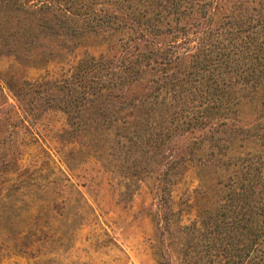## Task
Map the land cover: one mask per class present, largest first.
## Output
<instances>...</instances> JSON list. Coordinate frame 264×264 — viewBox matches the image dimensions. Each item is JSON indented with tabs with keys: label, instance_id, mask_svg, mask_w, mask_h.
<instances>
[{
	"label": "rangeland",
	"instance_id": "374dc122",
	"mask_svg": "<svg viewBox=\"0 0 264 264\" xmlns=\"http://www.w3.org/2000/svg\"><path fill=\"white\" fill-rule=\"evenodd\" d=\"M112 4L0 0V264H156L161 251L173 264L205 250L197 170L173 183L154 145L128 135L135 91H92L121 58Z\"/></svg>",
	"mask_w": 264,
	"mask_h": 264
},
{
	"label": "trees",
	"instance_id": "16d2710c",
	"mask_svg": "<svg viewBox=\"0 0 264 264\" xmlns=\"http://www.w3.org/2000/svg\"><path fill=\"white\" fill-rule=\"evenodd\" d=\"M112 1L121 58L92 91H135L128 135L154 145L173 183L197 170L189 201L205 250L173 264H264V0Z\"/></svg>",
	"mask_w": 264,
	"mask_h": 264
}]
</instances>
